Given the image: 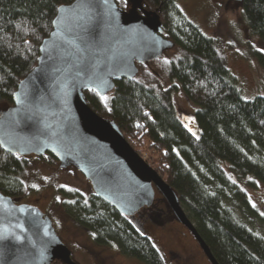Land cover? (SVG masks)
<instances>
[{"label":"trees","instance_id":"obj_1","mask_svg":"<svg viewBox=\"0 0 264 264\" xmlns=\"http://www.w3.org/2000/svg\"><path fill=\"white\" fill-rule=\"evenodd\" d=\"M72 0H0V104H12L18 82L36 64L41 40L51 30L59 5ZM127 9V0H115ZM156 10L160 34L175 52L139 64L131 78L114 81L99 96L83 90L88 106L112 120L128 144L174 190L186 216L218 264H264V231L249 225L254 208L243 186L252 177L264 184V95L242 98L217 37L206 35L175 0H141ZM248 33L264 48V0H241ZM254 56L264 72V51ZM175 81L194 106L196 129L178 116L172 102ZM33 162L53 165L50 154L18 155L0 148V193L24 197ZM59 205L91 240L114 245L144 264H166L152 240L129 217L93 192L60 193ZM264 226V213L259 216Z\"/></svg>","mask_w":264,"mask_h":264},{"label":"water","instance_id":"obj_2","mask_svg":"<svg viewBox=\"0 0 264 264\" xmlns=\"http://www.w3.org/2000/svg\"><path fill=\"white\" fill-rule=\"evenodd\" d=\"M240 2L241 0H233ZM72 0L59 5L36 64L18 82L12 104L0 111V148L18 155L50 153L72 166L92 192L124 216L149 206L155 190L193 235L210 264H218L186 216L174 190L126 142L117 125L96 114L83 90L99 96L114 81L133 78L143 64L173 47L156 10L141 0ZM0 264H77L36 206L0 193Z\"/></svg>","mask_w":264,"mask_h":264},{"label":"rangeland","instance_id":"obj_3","mask_svg":"<svg viewBox=\"0 0 264 264\" xmlns=\"http://www.w3.org/2000/svg\"><path fill=\"white\" fill-rule=\"evenodd\" d=\"M183 14L206 35L214 36L221 41L227 67L234 76L235 86L242 98L250 99L264 95V72L254 56V50L264 51L256 38L245 29L241 14L240 2L233 0H175ZM129 5V4H128ZM175 52L174 47L163 51L165 57ZM171 94L172 102L178 116L185 124L195 130L193 112L195 106L188 101L175 81ZM0 104V111L6 109ZM251 184L243 186L249 196L254 213L250 226L264 231L259 220L264 213V184L255 178L247 177ZM24 183V197L14 201L39 208L50 220L53 229L70 251L71 259L77 264H144L120 253L114 246L96 244L89 233L73 222L63 209L57 205L61 191H74L86 195L92 192L89 182L72 166L60 167L57 164L33 162L27 172ZM35 185V187H33ZM133 224L146 234L165 257L166 264H185V257L194 254L188 264H209L199 257L193 242L180 234L181 228L168 208L162 196L155 191L153 203L129 216ZM49 264H64L53 260Z\"/></svg>","mask_w":264,"mask_h":264},{"label":"flooded vegetation","instance_id":"obj_4","mask_svg":"<svg viewBox=\"0 0 264 264\" xmlns=\"http://www.w3.org/2000/svg\"><path fill=\"white\" fill-rule=\"evenodd\" d=\"M155 194V193H154ZM154 200V199H153ZM153 203V202H152ZM150 206V205H149ZM146 207H148V206H143V207H141L140 209H144V208H146ZM140 209H138L137 211H139ZM136 211V212H137ZM136 212L134 213V215L136 214ZM176 219V218H175ZM178 225H179V227L181 228V232H180V234H182L183 236H185V237H188V239L189 240H191L192 242H193V245H194V249H195V251H197V255L199 256V257H202L203 258V260L205 259L208 263H209V261L207 260V258L205 257V255H204V253L202 252V250L200 249V247H199V245L197 244V242H196V240L194 239V237H193V235L191 234V232L183 225V224H181L178 220H176L175 221ZM108 246H112V245H108ZM194 254H190V255H188V256H186L185 257V264H188L192 259H194ZM164 257V256H163ZM165 258V257H164ZM195 258H196V256H195ZM210 264V263H209Z\"/></svg>","mask_w":264,"mask_h":264},{"label":"snow or ice","instance_id":"obj_5","mask_svg":"<svg viewBox=\"0 0 264 264\" xmlns=\"http://www.w3.org/2000/svg\"><path fill=\"white\" fill-rule=\"evenodd\" d=\"M33 187H35V185H33ZM0 238H2V237H0Z\"/></svg>","mask_w":264,"mask_h":264}]
</instances>
